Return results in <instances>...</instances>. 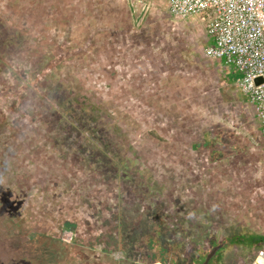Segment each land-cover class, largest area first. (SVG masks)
<instances>
[{"label": "rangeland", "instance_id": "obj_1", "mask_svg": "<svg viewBox=\"0 0 264 264\" xmlns=\"http://www.w3.org/2000/svg\"><path fill=\"white\" fill-rule=\"evenodd\" d=\"M143 2L0 0V264H146L158 225L191 252L264 234V141L240 74L202 61V17ZM215 128L235 136L209 145ZM239 250L221 263L259 249Z\"/></svg>", "mask_w": 264, "mask_h": 264}, {"label": "built area", "instance_id": "obj_2", "mask_svg": "<svg viewBox=\"0 0 264 264\" xmlns=\"http://www.w3.org/2000/svg\"><path fill=\"white\" fill-rule=\"evenodd\" d=\"M168 9L178 20H205L210 43L204 56L240 74L239 89L255 109L264 137V0H169ZM64 236L72 240V234Z\"/></svg>", "mask_w": 264, "mask_h": 264}, {"label": "trees", "instance_id": "obj_3", "mask_svg": "<svg viewBox=\"0 0 264 264\" xmlns=\"http://www.w3.org/2000/svg\"><path fill=\"white\" fill-rule=\"evenodd\" d=\"M202 61H204L206 64L208 65H212V66H215V65H218V66H224L225 64L222 63L221 61H210V60H207L206 57L202 56ZM225 68V66H224ZM78 106H79V103H78ZM71 107V102L69 103V108ZM77 107V106H75ZM226 130L224 131H221L219 128H215L213 131H212V134H214V139L212 138H209L207 136L206 139H208L207 143L210 145H212V141H214V143L216 141H223L225 139H227V137H231L233 138V136H235L234 133H230L229 135L225 136L226 135ZM262 139L264 141V137L262 136ZM211 141V142H210ZM218 154V156H217ZM211 157L212 160H216L217 158H220L221 156H219V152L218 151H215L213 150L212 153H211ZM153 218V217H152ZM158 222V221H157ZM159 223V222H158ZM158 236V235H156ZM151 240V242H153V244L155 245H158L161 241V239H159V237H155L154 239H151V238H148ZM214 242V241H213ZM211 241V248L213 247H216V251H215V254H214V257L211 255L209 256L208 254V250H206L205 248H197V250H195L194 253H196L195 255H192L191 256V252L190 253H186L187 251L186 250H183L181 252V255H179V257L181 258H178V251L180 249V244H178L177 242H168L166 243L167 244V248L165 249V256H166V264H205L207 262V264H211L210 262L212 261L211 259L215 258L217 256V254L221 253L226 247H228V245H236L238 243H242V244H246L248 246H260V245H264V236H261V235H242V236H238V235H235L233 237H230V238H226L224 239L223 241L221 242H214L213 243ZM156 250H160L158 248V246H156ZM186 253V254H185ZM218 258V257H216ZM177 259H179L180 261H176ZM158 261V260H156ZM69 263L72 264L73 261L70 259L69 260Z\"/></svg>", "mask_w": 264, "mask_h": 264}, {"label": "flooded vegetation", "instance_id": "obj_4", "mask_svg": "<svg viewBox=\"0 0 264 264\" xmlns=\"http://www.w3.org/2000/svg\"><path fill=\"white\" fill-rule=\"evenodd\" d=\"M18 211H19V209H18ZM160 212H156L155 214L157 215V217L156 218H153L154 219V221H158V219H160V217H162V212H161V210H159ZM10 212V211H9ZM121 214H123V213H121ZM35 216H31L30 218L29 217H27V219H26V222H28V224H30L32 227H31V229L29 230V233H31V232H35V233H37V235L36 236H38V235H41V234H38V233H46L48 230L45 228V230L44 229H40V227L42 226L41 225V223H37V222H33V218H34ZM29 218V219H28ZM30 222V223H29ZM47 225H45V227H46ZM159 227H157V229H156V232H158L157 233V235H158V237H159V239H161L160 238V233H161V231H162V229H161V225H158ZM28 228H29V226L28 225H24V227H23V229L24 230H28ZM32 234V233H31ZM30 238V237H29ZM36 239L38 238V237H35ZM28 239V238H27ZM226 239V238H225ZM224 240V238L223 239H221V240H218V241H215L216 243L217 242H221V241H223ZM178 244H180V249H179V252H180V254H181V252L183 251V249H182V242H178V241H176ZM147 247V245L146 244H144L142 247ZM156 246H158V248L160 249V250H156ZM211 243L209 244V246H207L206 248L205 247H199V248H205L206 250H208V252H210L211 250ZM121 247H124V246H121ZM151 247H152V249L154 250L153 251V253L156 255L155 256V258H154V260L153 261H150L148 264H166V256H165V254H166V252H165V249L167 248V244H165V243H163L162 241H160V243L158 244V245H155V244H152L151 245ZM122 250H121V253L123 254V258H125L126 256L128 257V255L129 254H131V252H129V251H127L125 248H121ZM195 250H197V248H195L194 250H192L193 252H191V251H187L186 253H190L191 252V256L192 255H195L196 253H194L195 252ZM185 253V254H186ZM148 252H141L140 253V258H138V260H139V264H145V262H146V260H147V258L146 257H148ZM133 255H134V253H133ZM178 258H181V257H179L178 256ZM146 259V260H145ZM156 260H158V261H156ZM177 262L178 261H180L179 259H177L176 260ZM146 263V264H147Z\"/></svg>", "mask_w": 264, "mask_h": 264}, {"label": "crops", "instance_id": "obj_5", "mask_svg": "<svg viewBox=\"0 0 264 264\" xmlns=\"http://www.w3.org/2000/svg\"><path fill=\"white\" fill-rule=\"evenodd\" d=\"M189 20H195V19L192 18V19H189ZM206 37H207V35H206ZM206 39H207V45H208L210 43V38L207 37ZM255 235H257V236L258 235L264 236L263 233H261V234H255ZM238 236H242V234H240ZM213 241L215 242V240H212V242ZM247 247L253 248V249H256V250H257V248L259 249L258 251H256L255 257H254V259H253L252 262H253V264H263L261 262V258L264 256V245H260V246H258V245H256V246H248V245L242 244V243H238L236 245H228V247H226L221 253L217 254L216 257H218V258H216V257L213 258L210 263L211 264H226V262L221 263V259H220L221 256H223V259H225V257L231 259L232 257H234L233 255L235 254V252H240L239 249H241V248L242 249H246ZM213 249H214V251H213ZM213 249H211V252L213 251L212 252V256L214 257L216 247H214Z\"/></svg>", "mask_w": 264, "mask_h": 264}, {"label": "water", "instance_id": "obj_6", "mask_svg": "<svg viewBox=\"0 0 264 264\" xmlns=\"http://www.w3.org/2000/svg\"><path fill=\"white\" fill-rule=\"evenodd\" d=\"M257 82H258V83H261V79H258ZM216 249H217V248H216ZM216 249H215V251H216ZM205 264H207V262H206Z\"/></svg>", "mask_w": 264, "mask_h": 264}]
</instances>
